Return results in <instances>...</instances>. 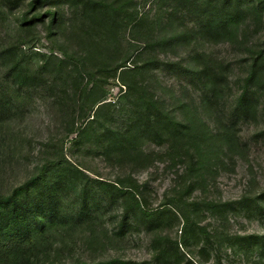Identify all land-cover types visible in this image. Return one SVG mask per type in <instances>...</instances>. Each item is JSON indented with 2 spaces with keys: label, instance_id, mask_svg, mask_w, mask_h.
Returning a JSON list of instances; mask_svg holds the SVG:
<instances>
[{
  "label": "rangeland",
  "instance_id": "obj_1",
  "mask_svg": "<svg viewBox=\"0 0 264 264\" xmlns=\"http://www.w3.org/2000/svg\"><path fill=\"white\" fill-rule=\"evenodd\" d=\"M48 2L44 7L32 9L31 0H0V195L10 194L52 161L66 158L88 175L87 182L80 183L86 187L81 195L89 205L90 214L82 216L86 204L76 187L61 185L59 197L51 201L54 211L61 214L57 218L59 222L35 237L37 245L31 264L95 263L112 259L157 264L154 240L165 236L171 242H181L184 234L185 218L175 204L187 178V159L172 162L166 155L167 146L151 140L139 143L145 153L152 154L148 162L107 156L90 136L76 143L78 133L73 130L84 123L82 117L93 115L96 107L90 110L89 97H81L88 77L76 86L74 78L78 74L69 71L77 67L91 71L97 66H70L67 71L60 69L54 73L56 66L50 65L48 72L40 73L43 54L65 58L62 50L73 56L86 50L75 40V30L81 24L80 14L66 0ZM135 4L139 15L150 12V17L147 28L133 29L138 40L130 35L131 25L119 31L113 43L124 54L143 46L146 32L149 37L154 31L159 34L158 18L166 23L172 19L182 30H188L195 23L196 9L185 0H135ZM49 9L58 16L53 25L52 16L47 14ZM27 14L33 22L23 26L22 18ZM244 25L242 28L250 41H263L264 26L259 21L256 23V18L250 16ZM166 29L167 33L171 31V27ZM10 46L18 48L29 62L31 72L38 75L34 85L19 86L10 76L4 56ZM196 53L203 54L217 70L226 73L229 81L219 104L209 110L200 108L198 113L211 128H216L220 120L234 124L239 142L233 153L225 149L219 152L213 172L203 174L205 182L191 191L186 198L188 202L181 205L186 212L187 204L191 203L194 226L186 243L179 245L177 253L172 251V258L166 264H264L255 244L240 242L239 238L223 242L229 236L264 234V210L259 212L254 201L264 193V106L261 103L248 118L238 117L236 109L246 76L245 51L237 44L199 38L180 46L158 47L155 55L159 64L151 66L159 67L146 73L147 82L157 87L171 106L177 108L178 99H184L194 107L203 89L189 72L197 65ZM146 57L143 55L140 63ZM128 66H134L133 62H128ZM103 90L105 102L110 105L100 111V124L95 129L127 128L131 124V106L123 98L126 88L121 79H107ZM175 112L181 116L180 109ZM127 176L141 184L147 207L174 210L179 217L167 219L163 215V223L156 228L125 219L122 201L106 200L94 185L97 179L115 182ZM204 199L229 203L231 209L220 217L201 208L200 202ZM245 199L253 203L241 205ZM204 230L212 233L211 241L205 239Z\"/></svg>",
  "mask_w": 264,
  "mask_h": 264
},
{
  "label": "trees",
  "instance_id": "obj_2",
  "mask_svg": "<svg viewBox=\"0 0 264 264\" xmlns=\"http://www.w3.org/2000/svg\"><path fill=\"white\" fill-rule=\"evenodd\" d=\"M49 0H31V8L44 7ZM80 14V29L75 30V40L79 45L86 47L84 52L78 55H68L63 51L65 58L56 54L47 56L43 54L40 65V73L48 72V66H56L54 73L67 71L70 66H97L88 71L77 67L71 73L78 74L74 79L76 86L85 77L88 83L83 86L82 98L89 97L90 110L96 107L93 115L82 117L84 123L74 129L78 133L76 143H82L87 136L93 137L98 149L107 156L128 158L131 161L148 162L152 154L145 153L139 143L142 140H151L158 145H166V155L174 162L187 159L186 180L176 197V208H180V215L185 218L184 234L181 242H171L168 237L156 238L155 263L166 264V260L172 258V251L179 250V245L186 243L188 235L192 231L193 213L187 204L186 212L181 205L187 201L189 193L195 190L203 180V174L213 172L218 165L219 152L223 149L233 153L238 147V135L234 124H225L219 121L216 128H211L199 115V109L209 110L219 104L223 95L229 88L226 73L217 70L206 60L203 54L196 53L194 58L197 65L189 70L192 76L202 84V94L192 107L185 100L178 99V106H171L158 93L154 85L147 82L146 73L157 69L154 65L158 60L155 49L158 47H173L190 43L193 39H203L212 42L226 41L242 47L246 53V76L242 92L237 101L238 117H252L259 105L264 106V38L260 43H255L247 38L243 25L251 16L256 18L264 26V0H185L189 6L196 10L195 23L188 30L174 25L172 19L167 23L158 18L159 34L153 33L150 37L145 33L143 46L140 45L134 51L124 54L121 49L114 46V40L120 30L132 26L130 35L135 38L133 29L147 28L146 22L150 12L139 15L135 0H66ZM182 12L184 10L179 7ZM173 13H176L173 10ZM47 14L52 16V25L58 16L52 10ZM39 17V14H36ZM23 26L32 24V18L24 15ZM245 26V25H244ZM75 27V26H74ZM72 27V28H74ZM167 27L171 31L167 33ZM155 29V26L153 27ZM151 32V31H150ZM144 36V35H143ZM142 36V37H143ZM143 39V38H141ZM18 48L10 46L5 49L8 72L19 86H31L38 80L29 69V62L20 55ZM109 50V52H107ZM100 53H105L101 56ZM147 55L140 63L141 57ZM132 61V67L128 62ZM159 63L157 62V65ZM119 77L126 90L123 98L131 106V124L125 129H114L104 126L103 129H95L100 124V111L109 106L105 102L106 94L103 90L107 79ZM91 85V86H90ZM90 86V87H89ZM155 87V88H154ZM172 103V102H171ZM181 110V116L176 110ZM87 113V112H86ZM88 175L79 166L64 158L52 161L45 165L39 174L35 175L21 186L15 188L8 195H0V264H31V257L35 243V237L46 233L48 228L58 224L57 218L61 215L54 211L51 201L59 197L60 186H74L81 192L86 187L80 182H87ZM203 180V181H202ZM95 189L108 201L120 200L123 205L125 219H133L135 223H141L147 228H156L163 223L162 217L166 215L178 218L177 212L169 209H151L147 207L142 198V186L132 176L118 179L115 182L97 179ZM94 189V190H95ZM254 201L258 203L259 212L264 210V193L259 194ZM82 216L89 215V205L83 199ZM201 208L222 217L229 211V203L204 199ZM253 200L245 199L241 205L246 206ZM199 208V207H198ZM197 208V209H198ZM217 231V230H216ZM207 241H211V232L204 230ZM240 239V242L256 245L259 258L264 259V234L248 236H229L223 242L232 239ZM73 264H145L132 260L112 259L90 263L79 261Z\"/></svg>",
  "mask_w": 264,
  "mask_h": 264
}]
</instances>
